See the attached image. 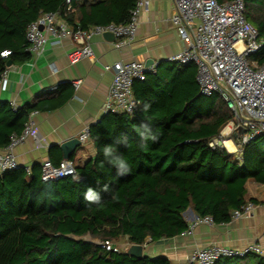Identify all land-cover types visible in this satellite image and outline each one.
I'll list each match as a JSON object with an SVG mask.
<instances>
[{
	"label": "trees",
	"instance_id": "obj_1",
	"mask_svg": "<svg viewBox=\"0 0 264 264\" xmlns=\"http://www.w3.org/2000/svg\"><path fill=\"white\" fill-rule=\"evenodd\" d=\"M134 4L71 0L68 9L64 0H0V75L7 62L31 57L25 29L41 13L88 29L126 22ZM243 4L245 19L264 42V0ZM252 59L264 64V43ZM171 65L134 80L140 101L134 114H102L89 126L95 154L73 174L42 181L39 164L29 173L19 168L0 174V264H170L164 256L136 258L100 243L124 239L129 246L173 237L186 227L187 210L227 222L234 208L256 202L245 198L244 184L253 179L264 186V135L239 153L210 147L232 112L219 95L199 94L193 64ZM41 101L15 109L0 101V149L21 133ZM214 264H264V258L246 254Z\"/></svg>",
	"mask_w": 264,
	"mask_h": 264
},
{
	"label": "built area",
	"instance_id": "obj_2",
	"mask_svg": "<svg viewBox=\"0 0 264 264\" xmlns=\"http://www.w3.org/2000/svg\"><path fill=\"white\" fill-rule=\"evenodd\" d=\"M71 0H64L67 8ZM173 10L170 22L182 49L166 58L167 62L180 67L186 64L195 66V80L199 94L203 96L219 95L232 112V118L225 124L226 135L237 133L233 140L227 139L234 147L229 151L224 140L221 143L216 138L208 142L210 147L219 146L229 153H239L242 146L255 137L264 135V64H259L252 56L259 52L263 40L256 29L244 17L243 0H172ZM147 0H135L129 12V19L124 23L109 22L97 24L88 29L70 28L53 12H43L30 21L25 29V50L31 56H38L47 41L48 36L57 38L69 37L73 47L66 57L70 64L83 58L93 59V50L89 39L93 35H103L109 32L120 46L130 42L135 37L137 15ZM9 51L2 52L5 57ZM157 62L145 65L142 62L117 61L105 67L112 70V81L101 105L102 114H134L140 106L132 90L134 80H143L149 73H155ZM10 66V65H9ZM1 73L0 79L5 80L7 68ZM80 79L72 81L77 88ZM56 85L49 87L56 89ZM13 108L15 106L11 105ZM243 130L239 133V130ZM37 129L28 115L23 129L19 134H12L6 146L0 149V174L7 170L22 168L29 173L31 166L20 164L13 148L28 136H33ZM80 143L90 139L89 127H84L78 134ZM40 179L55 181L75 172L71 159H62L54 164L45 159L39 163ZM256 206L264 209V200L246 201L231 211L230 219L249 217ZM186 227L177 235L191 236L198 225H214L216 222L210 215L198 216L191 210L183 212ZM223 223V222H217ZM260 242H252L241 247H231L209 243L197 247L188 253L185 264H214L221 258L243 257L255 254L264 258V221ZM144 246V243L142 244ZM100 246L106 250L118 252L124 250L121 244L103 241ZM125 246L128 244L125 242Z\"/></svg>",
	"mask_w": 264,
	"mask_h": 264
},
{
	"label": "crops",
	"instance_id": "obj_3",
	"mask_svg": "<svg viewBox=\"0 0 264 264\" xmlns=\"http://www.w3.org/2000/svg\"><path fill=\"white\" fill-rule=\"evenodd\" d=\"M172 10V0H147L146 6L138 12L134 39L115 46L117 39L93 35L89 39L93 59L83 58L70 64L66 55L73 47L71 39L48 36L38 56L11 64L5 80L0 79V101L18 108L42 100L41 109L30 113L36 133L13 148L17 161L32 166L45 159L52 163L64 159L60 144L77 138L84 127L91 126L102 116L101 105L112 81V70L105 67L117 61L134 60L144 64L149 61L148 64L158 63L159 74L166 72L172 66L166 58L183 47L169 20ZM76 79L81 81L77 88L72 84ZM52 85H56V89L50 90ZM94 154L93 142L88 139L74 148L69 159L78 167ZM244 188L246 199L264 200L263 184L248 179ZM263 221L264 209L256 206L249 217L216 222L211 226L198 225L188 237L176 235L155 241L147 237L143 255L164 256L170 264H185L188 253L209 243L231 247L255 241L262 243ZM117 244L127 248L124 239Z\"/></svg>",
	"mask_w": 264,
	"mask_h": 264
},
{
	"label": "water",
	"instance_id": "obj_4",
	"mask_svg": "<svg viewBox=\"0 0 264 264\" xmlns=\"http://www.w3.org/2000/svg\"><path fill=\"white\" fill-rule=\"evenodd\" d=\"M104 37H108L110 39H114L113 35L109 32H106L103 34ZM149 61H146L145 65H148ZM11 65L10 62H7L6 63V66H9ZM243 130H239V133H242ZM233 137H236L237 136V133H233L232 134ZM80 144V141L78 140V138H71V139H68V140H65L63 141L61 144H60V149L62 151V154H63V157L64 159H67L70 157L71 153L73 152L74 148ZM125 253L126 254H129L133 257H136V258H140L143 256V245L142 244H130L129 246H127L126 249H124Z\"/></svg>",
	"mask_w": 264,
	"mask_h": 264
},
{
	"label": "rangeland",
	"instance_id": "obj_5",
	"mask_svg": "<svg viewBox=\"0 0 264 264\" xmlns=\"http://www.w3.org/2000/svg\"><path fill=\"white\" fill-rule=\"evenodd\" d=\"M224 128H225V126L220 130L218 137H216V141L219 142V143H221V141L225 140L226 138H227V139H231V140H233V139H232V137H233L232 134H233V133H232V134H228V135H226V134L222 135V134H221V132H222V130H223ZM229 151H233V150H229Z\"/></svg>",
	"mask_w": 264,
	"mask_h": 264
},
{
	"label": "bare ground",
	"instance_id": "obj_6",
	"mask_svg": "<svg viewBox=\"0 0 264 264\" xmlns=\"http://www.w3.org/2000/svg\"><path fill=\"white\" fill-rule=\"evenodd\" d=\"M227 131V128H224L221 132L222 135L225 134V132ZM225 147H227L228 150H233L234 147L232 146L231 142L229 140H227V138L224 140V144Z\"/></svg>",
	"mask_w": 264,
	"mask_h": 264
},
{
	"label": "clouds",
	"instance_id": "obj_7",
	"mask_svg": "<svg viewBox=\"0 0 264 264\" xmlns=\"http://www.w3.org/2000/svg\"><path fill=\"white\" fill-rule=\"evenodd\" d=\"M120 166H121L122 168L125 167L123 161L120 162Z\"/></svg>",
	"mask_w": 264,
	"mask_h": 264
}]
</instances>
